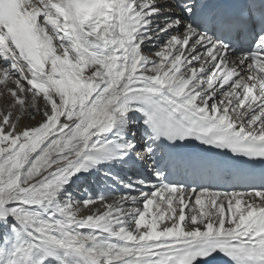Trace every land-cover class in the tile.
I'll list each match as a JSON object with an SVG mask.
<instances>
[{
    "label": "snow or ice",
    "instance_id": "1",
    "mask_svg": "<svg viewBox=\"0 0 264 264\" xmlns=\"http://www.w3.org/2000/svg\"><path fill=\"white\" fill-rule=\"evenodd\" d=\"M0 88V264H264V0H0Z\"/></svg>",
    "mask_w": 264,
    "mask_h": 264
},
{
    "label": "bare ground",
    "instance_id": "2",
    "mask_svg": "<svg viewBox=\"0 0 264 264\" xmlns=\"http://www.w3.org/2000/svg\"><path fill=\"white\" fill-rule=\"evenodd\" d=\"M156 50H158V49H156ZM149 55H151V54H149ZM0 92H3V89L2 88H0ZM8 97L6 96V95H2V96H0V110H3L4 108H5V106H6V104L8 103ZM39 119V117H37V120ZM20 127H24V126H34L35 125V123H36V121L35 120H29L28 118H22L21 120H20ZM87 210H85V212H86Z\"/></svg>",
    "mask_w": 264,
    "mask_h": 264
}]
</instances>
